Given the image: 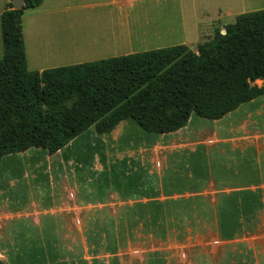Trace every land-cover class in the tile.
<instances>
[{
    "label": "crops",
    "instance_id": "crops-1",
    "mask_svg": "<svg viewBox=\"0 0 264 264\" xmlns=\"http://www.w3.org/2000/svg\"><path fill=\"white\" fill-rule=\"evenodd\" d=\"M150 1L43 0L39 7L25 9L28 70L31 50L38 53L42 45L46 54L72 62H82L88 53L104 60L119 57L124 47L129 55L137 53L134 47L157 46L171 36L173 14L183 26L190 20L197 47L187 46L196 52L208 41L204 32L220 28V16L264 10V0H179L174 10L171 0H159L163 4L157 11L148 6ZM10 2L0 0V19ZM95 17L99 23H86ZM55 38L59 45L50 43ZM113 46L120 49L109 52ZM256 84L264 87L262 80ZM257 101L264 96L246 104ZM242 106L213 121L230 118L227 136L191 128L192 118L169 134L148 133L125 120L107 134H97L92 127L53 155L33 148L5 156L0 162V258L6 264H264V133L256 129L259 123L252 121L249 110L242 121L234 122ZM85 137L96 150H84L83 156V151L72 149ZM135 140L142 143L136 147ZM222 157L226 169L239 161L247 167L227 173L228 182L217 176L202 184L201 171H211ZM105 176L114 186H92ZM208 197L217 218H149L156 207H182L184 200L203 206ZM225 208L248 213L246 218H219ZM17 218L39 230L40 249L34 244L26 251L27 227L13 225ZM50 228L49 248L43 234ZM112 240L113 250L106 249ZM27 253L32 258L22 259Z\"/></svg>",
    "mask_w": 264,
    "mask_h": 264
},
{
    "label": "trees",
    "instance_id": "trees-1",
    "mask_svg": "<svg viewBox=\"0 0 264 264\" xmlns=\"http://www.w3.org/2000/svg\"><path fill=\"white\" fill-rule=\"evenodd\" d=\"M12 0L0 24V162L33 148L53 155L94 127L133 120L152 134L184 128L193 114L217 121L264 96V10L241 14L195 52L187 45L30 72ZM0 264H6L0 258Z\"/></svg>",
    "mask_w": 264,
    "mask_h": 264
},
{
    "label": "rangeland",
    "instance_id": "rangeland-1",
    "mask_svg": "<svg viewBox=\"0 0 264 264\" xmlns=\"http://www.w3.org/2000/svg\"><path fill=\"white\" fill-rule=\"evenodd\" d=\"M168 3L170 6V9L174 10L175 8L178 7L179 0H171ZM160 4H163V2L161 3L159 0H154V1H150L148 6L151 9H154L157 11L159 9ZM211 17L215 18V17H219V16L218 15H216V16L211 15ZM236 17L237 16H227V15L220 16L221 25H219L220 28H218V29L221 30L222 32H224L225 27H222V26L233 24L236 20ZM113 18H115V17H113ZM189 21L190 20H188L186 22V24L183 26L182 25V19H179V17H177V16H175V14H173L172 23H171L170 30H169V34H171L170 37H168L166 39L165 38L161 39L158 42L156 41L157 43H159L157 46H155V44H153V45L145 46V47H134L133 51L140 53V52L152 51V50H156V49L169 48V47H173V46H177V45H188L191 49H195L197 47V44L194 43L195 39H196V34H195V32H193L192 25L190 24ZM96 22L99 23V18L95 17L94 19L86 21V23H89L91 25L97 24ZM217 27L218 26H215L216 29H217ZM215 31L204 32V36H207V37H205V39L207 38L208 41H210L214 37ZM208 41H204V42L202 41L201 43L203 44V43L208 42ZM65 42L63 44H65ZM48 43H49V40H48ZM50 43L53 44L54 46L59 45V41L56 38H55V40L53 39ZM43 46L44 45H42V48L38 47V49L40 51V55H39L38 50H37L38 53L35 52L34 48L31 50L30 61H29V70L30 71H40L41 69H51V68H58V67L75 65V64L89 63V62H93L96 60H100L101 57H104L101 55H96L94 53H88V54H85L81 57L82 60H80V61H82V62H72L70 60H61L60 58L53 57L50 53H48L49 55L46 54L44 52L45 50H44ZM107 49L109 52H112L113 49H120V47L113 46V47H109ZM128 49L129 48L124 47L122 50H120L122 52L119 51V53H118L120 55L119 57L126 56L124 53H126V51L128 52ZM3 54H4L3 43H0V61L3 58ZM36 54H38V55L35 56ZM239 110L240 111L236 112L235 115H233V116H235L234 122L242 121L244 119L243 117H245L247 113H251L254 115V118L252 121H256L259 123V126H257L256 129L258 130V132L264 133V101H257L255 104H253V103L245 104ZM247 110H249V111L246 113ZM191 118H192L191 119L192 120L191 125H190L191 128L199 129L200 132H202V133L204 132L205 134H213L215 132H219L221 135L227 136V135H229V133L231 132V129H232L229 126V122H230L229 117L225 118L222 123H215L211 120L200 118L195 114H193ZM134 124H136V123L134 122ZM235 126L237 127V124H235ZM251 131H252V129H251ZM207 132H209V133H207ZM155 136H157V135H155ZM139 143H142V140L136 141V147L139 145ZM91 145H92V143L90 144L89 139H87L85 137L84 139L77 141L74 144V147L72 150L73 151H83V156H84V150H86V152H88V153L94 152L96 150L94 148L93 149L90 148ZM253 161H255V160L253 159ZM240 162L241 161H239L238 164H236V166L231 164L232 168H231V170H229V169H226V167H224V164H227L228 162L226 160H224V157H222L221 159H218L217 162L214 163V167L211 171H208V170H202L201 171V174L199 176L200 181L202 180V184H206L210 177H211V179L213 177V179L215 180L216 177L219 176V178L223 179L224 182H226V181L228 182L230 179L227 177V173H232L236 170L242 171L244 167H247V165L246 166L240 165L239 164ZM247 162L250 163V160H248ZM220 171L225 172L226 176L222 175ZM20 185H22V187H24L23 191L26 193L27 192V189L25 188L26 181L22 180ZM99 185H103L107 189H109V187L114 186V183L109 176H105V179L101 180V182H98L95 179L94 184H92V186H94V187H98ZM183 202H184L185 206H182V207H156L153 215L149 216V218H217L216 217L217 216V210H216V208L215 209L212 208V206L210 205V197L205 198V200L203 201L205 205H203V206H192L194 202L188 201V200H184ZM199 202H202V201H199ZM247 213H248V211L244 210L243 208H235V209L225 208L221 212V215H219V218H246L245 215H247ZM108 218H114V217L112 216V217H108ZM32 222H33V220H32ZM11 223L15 226L20 225L21 227H23V224L26 225L27 230L25 232V235L28 238V240H27V238H24L23 242H27L28 244H30L29 245L30 247L28 245L26 246V248L24 247L27 252H30L32 250V247H34V244H37L39 241L38 240L39 234H40L39 230L35 231L33 223H31L33 226H30L29 221H25V220L19 221L18 218L15 219V221H13ZM52 231L53 230L50 228L49 231L47 232V234L45 232L43 234L44 238H45V235H47L45 240L43 241V243L46 246H48L49 248L51 247V241L53 239V236H52L53 232ZM35 236H37V237H35ZM42 240H43V238H42ZM2 244H3V242H2ZM41 246L39 247V245L37 244L36 247L40 249ZM107 247L108 248H106V249H112L113 250V247H114L113 240L111 243L110 242L108 243ZM111 255H114V254H111ZM30 256L31 255L29 253H27V254H25V256L22 257V259L28 260V258H32ZM33 256H34V254H33ZM46 264H60V263H50L49 262Z\"/></svg>",
    "mask_w": 264,
    "mask_h": 264
},
{
    "label": "water",
    "instance_id": "water-1",
    "mask_svg": "<svg viewBox=\"0 0 264 264\" xmlns=\"http://www.w3.org/2000/svg\"><path fill=\"white\" fill-rule=\"evenodd\" d=\"M26 4V0H12V5L14 10H21ZM226 32H222V34H225Z\"/></svg>",
    "mask_w": 264,
    "mask_h": 264
}]
</instances>
